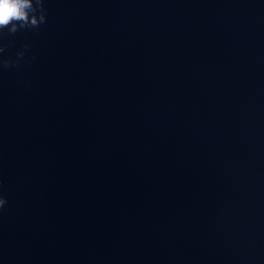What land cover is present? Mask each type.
<instances>
[{"label": "water", "instance_id": "1", "mask_svg": "<svg viewBox=\"0 0 264 264\" xmlns=\"http://www.w3.org/2000/svg\"><path fill=\"white\" fill-rule=\"evenodd\" d=\"M43 6L0 31V264H264V0Z\"/></svg>", "mask_w": 264, "mask_h": 264}, {"label": "clouds", "instance_id": "2", "mask_svg": "<svg viewBox=\"0 0 264 264\" xmlns=\"http://www.w3.org/2000/svg\"><path fill=\"white\" fill-rule=\"evenodd\" d=\"M42 23H46L43 0H0V31L8 29L16 33L19 28H38ZM7 203L0 196V210Z\"/></svg>", "mask_w": 264, "mask_h": 264}]
</instances>
